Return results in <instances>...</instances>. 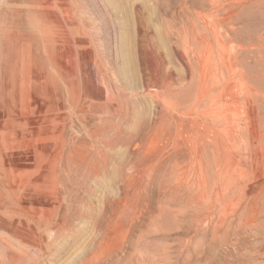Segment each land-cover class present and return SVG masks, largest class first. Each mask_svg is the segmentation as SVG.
Here are the masks:
<instances>
[{"label": "rangeland", "instance_id": "1", "mask_svg": "<svg viewBox=\"0 0 264 264\" xmlns=\"http://www.w3.org/2000/svg\"><path fill=\"white\" fill-rule=\"evenodd\" d=\"M0 264H264V0H0Z\"/></svg>", "mask_w": 264, "mask_h": 264}, {"label": "bare ground", "instance_id": "2", "mask_svg": "<svg viewBox=\"0 0 264 264\" xmlns=\"http://www.w3.org/2000/svg\"><path fill=\"white\" fill-rule=\"evenodd\" d=\"M210 2V1H209ZM217 2V1H216ZM241 6V5H240ZM212 10V9H211ZM196 12V11H195ZM200 13V12H199ZM199 15V14H198ZM212 16V15H211ZM202 18V17H201ZM206 19V18H205ZM201 22V21H200ZM203 22V21H202ZM198 23V22H197ZM202 27V26H201ZM204 29V28H203ZM198 33V32H197ZM196 35V34H195ZM195 43V42H194ZM199 46V45H198ZM199 49H200V47H199ZM198 51V50H197ZM207 51V50H206ZM196 54V53H195ZM198 54V53H197ZM164 68V67H163ZM230 69V68H229ZM229 69H228V71H229ZM160 70V69H159ZM203 71V70H202ZM200 78V77H199ZM216 78V77H215ZM218 79V78H217ZM200 80V79H199ZM155 82V81H154ZM161 82V81H160ZM167 82V81H166ZM170 82V81H169ZM182 82V81H181ZM160 86V85H159ZM224 89V88H223ZM196 108V107H195ZM192 112V111H191ZM196 117V116H195ZM79 147V146H78ZM230 147V146H229ZM92 164V163H91ZM90 164V165H91ZM92 167V166H91ZM149 172V171H148ZM236 175H238V173H235ZM240 174V173H239ZM215 176V175H214ZM233 177V176H232ZM239 177H237V179H238ZM234 179V178H233ZM239 180V179H238ZM233 181V180H232ZM207 183V182H206ZM217 185V184H216ZM207 186V185H206ZM210 187L211 188H214V178H213V181H212V183H211V185H210ZM204 192V191H203ZM223 192V191H222ZM238 194V193H237ZM239 195H240V192H239ZM241 195H243V194H241ZM215 197V196H214ZM206 199V198H205ZM212 199V198H211ZM17 216V215H16ZM15 216V217H16ZM20 217V216H19ZM251 225H253V223L250 221L249 222ZM249 225V224H248ZM254 225H256V224H254ZM240 226V225H239ZM237 247V246H236ZM243 249V248H242Z\"/></svg>", "mask_w": 264, "mask_h": 264}]
</instances>
